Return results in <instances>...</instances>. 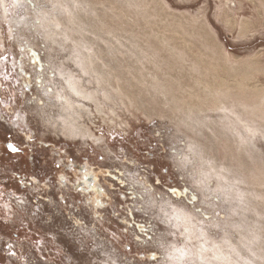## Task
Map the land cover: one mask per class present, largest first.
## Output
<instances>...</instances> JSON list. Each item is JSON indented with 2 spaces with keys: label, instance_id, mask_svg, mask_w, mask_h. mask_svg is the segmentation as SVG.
<instances>
[{
  "label": "rangeland",
  "instance_id": "rangeland-1",
  "mask_svg": "<svg viewBox=\"0 0 264 264\" xmlns=\"http://www.w3.org/2000/svg\"><path fill=\"white\" fill-rule=\"evenodd\" d=\"M0 264H264V0H0Z\"/></svg>",
  "mask_w": 264,
  "mask_h": 264
},
{
  "label": "bare ground",
  "instance_id": "bare-ground-1",
  "mask_svg": "<svg viewBox=\"0 0 264 264\" xmlns=\"http://www.w3.org/2000/svg\"><path fill=\"white\" fill-rule=\"evenodd\" d=\"M223 60H227L226 58L225 59H223ZM202 63H204L203 61H202ZM211 64V63H210ZM214 65H216L215 63H214ZM214 65H212V69H205L204 70V73L205 74H208V76L209 77H213V74L214 73H216V75H217V73H218V69H217V67H213ZM220 66V65H219ZM252 67H253V65L251 66V65H247V64H245V66L244 65H242V67L241 66H239V67H237V69H236V71H235V73H237V75H245L248 71H250L251 69H252ZM220 69V68H219ZM221 69H223L224 70V68H221ZM228 69V67L225 69V70H227ZM212 72H214V73H212ZM198 78V77H197ZM219 78V77H218ZM215 80H216V78H214ZM199 80V79H198ZM200 81V80H199ZM211 81H212V79H211ZM214 81V80H213ZM218 80H216V82H217ZM200 82H202V80L200 81ZM218 83V82H217ZM216 83V85H218ZM223 83V82H222ZM200 84V83H199ZM212 84H213V82H212ZM236 88L237 89H235V91L237 90V93H241L240 95L239 94H237V95H239V96H241V95H243L244 93V88H243V86H242V84L241 83H239V82H237L236 83ZM254 87V86H253ZM252 87V88H253ZM222 89H224V88H222ZM220 90H221V88H220ZM226 90V88L224 89V90H221V92H223V91H225ZM74 91H76V93H80L79 91H78V89L75 87L74 88ZM208 91V90H207ZM208 92H210V93H212L210 90L208 91ZM166 93V92H165ZM165 93L164 92H162V96H163V98H164V100L165 101H168V100H170V101H173V103L177 106V107H184V108H186V109H188L189 111H194V110H200V111H202L203 109H204V106H203V103L201 102V100H199V95L198 94H196V93H189V99L188 100H185V98L183 97V96H180V95H175V94H170L169 95V97L167 98L166 97V95H165ZM243 93V94H242ZM259 94V93H258ZM81 96L83 97V98H87V95H85V94H83V93H81ZM213 96V95H212ZM245 96H246V94H245ZM242 97V96H241ZM187 99V98H186ZM218 102V100L216 101V100H213L212 102L213 103H215V102ZM66 103H67V105L69 104V102H67L66 101ZM220 102H218V104H219ZM70 106V105H69ZM71 133H73V132H71Z\"/></svg>",
  "mask_w": 264,
  "mask_h": 264
},
{
  "label": "snow or ice",
  "instance_id": "snow-or-ice-1",
  "mask_svg": "<svg viewBox=\"0 0 264 264\" xmlns=\"http://www.w3.org/2000/svg\"><path fill=\"white\" fill-rule=\"evenodd\" d=\"M6 147L8 148V150L10 152H13V153L19 151V149L14 144H12V143H8L6 145ZM57 167H59V165H57ZM156 183L159 184L160 183L159 180H157ZM169 191H171L173 194H176L177 193V189H170ZM125 195H129V194H125ZM193 199H194V197H193ZM9 247H11V245H9ZM12 255H14V253H12ZM153 258H154V256H153Z\"/></svg>",
  "mask_w": 264,
  "mask_h": 264
},
{
  "label": "flooded vegetation",
  "instance_id": "flooded-vegetation-1",
  "mask_svg": "<svg viewBox=\"0 0 264 264\" xmlns=\"http://www.w3.org/2000/svg\"><path fill=\"white\" fill-rule=\"evenodd\" d=\"M16 147L19 149L18 153H19V152H24V151H25V150H24L22 147H20V146H16ZM4 148H5L6 151L10 152V151L8 150V148L6 147V145H4ZM60 181L63 182V183H65L63 179L60 180ZM79 184H80V186H81V185H82V186H85V182H84V180H80Z\"/></svg>",
  "mask_w": 264,
  "mask_h": 264
},
{
  "label": "water",
  "instance_id": "water-1",
  "mask_svg": "<svg viewBox=\"0 0 264 264\" xmlns=\"http://www.w3.org/2000/svg\"><path fill=\"white\" fill-rule=\"evenodd\" d=\"M13 153V152H12Z\"/></svg>",
  "mask_w": 264,
  "mask_h": 264
}]
</instances>
